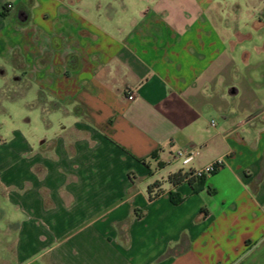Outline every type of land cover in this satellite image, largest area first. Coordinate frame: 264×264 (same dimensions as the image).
Here are the masks:
<instances>
[{"label":"crops","instance_id":"0c3cea01","mask_svg":"<svg viewBox=\"0 0 264 264\" xmlns=\"http://www.w3.org/2000/svg\"><path fill=\"white\" fill-rule=\"evenodd\" d=\"M213 4L0 0V91L30 98L0 136V264H264V47L239 57L242 10Z\"/></svg>","mask_w":264,"mask_h":264},{"label":"rangeland","instance_id":"374dc122","mask_svg":"<svg viewBox=\"0 0 264 264\" xmlns=\"http://www.w3.org/2000/svg\"><path fill=\"white\" fill-rule=\"evenodd\" d=\"M212 8L229 10V17L227 16L225 18L229 19L230 24L234 27L239 22L236 17L237 12L233 11L234 9L239 10V8L242 10L239 31L244 38H242L241 42L236 41L234 38L236 53L239 57L250 53L256 56L255 52L257 48L264 47V0H214ZM234 34L233 32L232 35L234 36ZM4 69L8 77H13L14 70L12 67L7 65ZM1 83L3 81L0 79V85ZM7 83L9 85L0 91V136L4 137L10 136L13 112L17 110V103L21 101L22 104L28 105L30 102V98L24 96V94L18 96L19 93L18 91H14V84L11 81H7ZM12 105L14 106L11 107ZM0 230L2 231L0 232V243L2 245L4 244V236L10 233L5 225L4 217L0 218Z\"/></svg>","mask_w":264,"mask_h":264},{"label":"trees","instance_id":"16d2710c","mask_svg":"<svg viewBox=\"0 0 264 264\" xmlns=\"http://www.w3.org/2000/svg\"><path fill=\"white\" fill-rule=\"evenodd\" d=\"M154 155L153 157H155ZM206 178H195L193 177L192 172H184V171H179L174 174H170L167 176V178L163 181H157L151 185L148 186L147 188V195L149 201H154L158 199L160 196H162L166 189L165 187H171L175 188L179 185H181L184 182H188L192 187L193 190L199 191L200 187L203 185L204 181ZM169 196L171 199V202L174 205H179L183 200L182 198L175 192L170 191Z\"/></svg>","mask_w":264,"mask_h":264},{"label":"built area","instance_id":"2783aa9c","mask_svg":"<svg viewBox=\"0 0 264 264\" xmlns=\"http://www.w3.org/2000/svg\"><path fill=\"white\" fill-rule=\"evenodd\" d=\"M134 97L135 94L131 91L127 95L128 100H133ZM212 125L214 126V122H212ZM194 154V152L180 150L175 153L174 159H179L181 160L183 165H188L194 159ZM223 163L224 161L222 159H219L204 168L192 171L193 177L207 178L210 175L216 173L223 166Z\"/></svg>","mask_w":264,"mask_h":264}]
</instances>
